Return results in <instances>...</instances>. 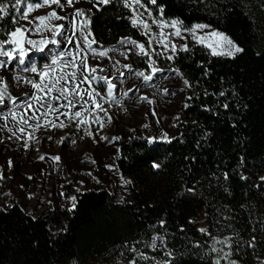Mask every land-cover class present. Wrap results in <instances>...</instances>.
<instances>
[{
	"label": "trees",
	"instance_id": "16d2710c",
	"mask_svg": "<svg viewBox=\"0 0 264 264\" xmlns=\"http://www.w3.org/2000/svg\"><path fill=\"white\" fill-rule=\"evenodd\" d=\"M158 3L166 5L167 17H179L186 25L210 23L228 31L245 52L235 59L213 57L200 46L180 52L173 66L183 70L199 94L180 113L178 135L183 134L184 143L177 139L154 153H146V145L137 139L120 147L121 158L115 164L134 182L128 186L131 205H118L113 196L101 190L81 196L76 212H62L60 217L49 212L37 214L33 221L18 205L0 212V264H70L73 259L78 264H117V260L124 264L119 253L114 254L115 249L125 242L149 240L157 231L166 235L170 247L182 253L177 264H210L209 237L200 233V228L219 236L238 234L236 243L241 245L254 235L255 253L241 247L233 259L239 264H257V254L264 259V186L259 190L250 187L264 175V10L259 8L264 0H243L247 8L239 6L240 0H223L226 9L237 5L227 13V20L223 13L213 15L215 8L206 10L205 4L196 5L192 0ZM117 16L127 14L115 2L94 14L91 27L99 42L114 44L122 35L143 41L127 19L117 20ZM257 52L261 54L257 56ZM205 68L210 69L207 76ZM205 90L225 91V96L205 97ZM190 94L187 89L186 95ZM225 102L227 110L220 107ZM202 104L213 105L219 114L203 111ZM204 130L213 134L197 147ZM149 154L156 156L157 162L164 161L161 170L152 169ZM241 155L246 158L244 169L238 167ZM223 171L229 172L228 181L223 180ZM241 171L249 176L248 181L239 179ZM214 172L221 176L219 182L212 176ZM185 182L186 186L195 184L197 194L178 198L176 193ZM225 187L230 193L224 192ZM61 217L67 231L53 236L50 227L59 225ZM161 219L166 221L164 228H150ZM197 241L202 247L194 250L192 245ZM141 248L144 250L143 245ZM147 251L162 258L159 250Z\"/></svg>",
	"mask_w": 264,
	"mask_h": 264
},
{
	"label": "snow or ice",
	"instance_id": "6c2138e0",
	"mask_svg": "<svg viewBox=\"0 0 264 264\" xmlns=\"http://www.w3.org/2000/svg\"><path fill=\"white\" fill-rule=\"evenodd\" d=\"M115 4L126 9L130 15L116 19H127L132 28L137 29L144 41L134 39L132 36H120L111 45H104L99 42L92 30V20L95 13H99L106 6ZM82 0H0V133H4L3 139L15 141L20 146L28 150L33 145L41 143L40 136L46 135L51 141L53 136L49 134L56 129H67L65 135L57 141L58 145L64 144L71 136V144L75 146L78 140L91 138L94 143L106 141L113 144L124 139L120 135H112L111 139L101 133L106 125L114 124V114L112 109L118 108L122 112H128L132 106L147 104L151 115L155 117L156 129L143 136H136L135 139L142 141L146 145V153H154L161 145H170L179 139L184 143L183 134H170L161 123L166 117L160 116L156 110L158 92L165 96H176L177 93L170 87L155 85L156 78L162 73H171L177 78L182 87L191 90L190 95L182 97V107H190L188 101L198 99L199 94L195 91L192 81L185 75L179 67L173 66L180 52L188 53L190 47L188 40L191 39L196 44L207 48L213 57H226L235 59L239 54L245 52L243 45L228 31L214 27L210 23L194 22L190 26L186 25L179 17H167L165 14L166 5L158 3V0H86L90 7L78 6ZM193 4H205V9L215 8L213 15L224 14L227 20V13L237 5L233 4L225 8L223 0H192ZM152 6V7H150ZM240 7L247 8L248 5L240 0ZM259 8L264 10V3L259 4ZM46 9L43 14L33 15L38 10ZM155 11V14H154ZM245 15H248L246 12ZM254 24L256 21L249 17ZM8 21V23H5ZM47 52V56L44 54ZM39 53L40 60L33 57ZM261 53L257 52L259 56ZM133 57L140 60V65L135 64ZM163 58L168 62V67L160 65L159 60ZM142 65V66H141ZM210 69H204L207 76ZM131 78H135L133 82ZM163 79L170 80L164 76ZM127 81V83H126ZM173 86L177 85L172 80ZM198 83V82H197ZM147 84L148 89L142 86ZM132 94V95H130ZM138 94V95H135ZM205 97L212 95L224 97L225 91L218 93L203 92ZM236 95L235 91L232 93ZM227 110V102L220 105ZM245 108L247 105L244 106ZM201 108L212 115H218L213 105L202 104ZM148 113H145L147 115ZM173 123L169 126L175 129L179 126L181 117L177 112L172 118ZM197 121H193L196 124ZM235 127V124L232 125ZM142 129H150L149 123H143ZM135 132V129H129ZM82 133L81 135H78ZM213 133L204 130L203 136L197 141V147L201 140L210 137ZM97 136L99 140H97ZM170 155V154H169ZM52 161L53 171L60 170L62 163L60 154L44 153L38 159ZM121 158V148L117 147L112 163H105L104 168L109 171L115 170L118 176V183L121 195L116 203L118 205H131L133 201L127 199L128 186L134 182L125 178L115 164L116 159ZM152 161L153 170H161L164 161L157 162V157L149 154ZM85 160H91L87 153ZM189 159V157H185ZM191 159H195L192 157ZM246 158L241 155L238 167L245 168ZM13 166L11 158L8 159V168ZM191 172V169H188ZM96 185L103 182L91 171L86 173ZM212 176L219 182L221 176L224 181L230 179V174L223 171L221 176L212 173ZM6 178L4 172H0V181ZM31 180L32 177L28 176ZM241 181H248L249 176L244 171L239 173ZM259 182L250 187L260 189L264 186V175L259 176ZM65 183L73 185V194L67 195L60 192L64 203L62 208L68 213H75L78 209L80 197L92 191L88 188L84 180H65ZM196 183H199L197 181ZM21 188L24 185H20ZM63 187V184L61 185ZM225 193H230L228 187L224 188ZM114 195V191L108 193ZM196 185L186 186L182 183L176 196L183 198L186 195L195 196ZM3 196H11V191L2 193ZM50 195V193H49ZM247 195V193H245ZM36 196L39 203H45L36 193H27V199ZM47 204L52 205V200H47ZM13 203L5 200L0 203V212H7L13 207ZM243 208L244 205H241ZM24 211L23 208H21ZM27 216L36 221L38 217L32 210L27 211ZM225 220L228 217H224ZM194 223V221H189ZM219 223V221H217ZM166 221L161 219L157 224L150 225V228H164ZM67 226L59 229L58 232H66ZM183 231V229H181ZM200 233L209 237L207 243V255L210 264H239L233 259L238 255L241 247L256 251L257 242L253 235L249 241L243 245L236 243V236L213 235L208 228L198 229ZM58 233H52L53 236ZM143 245L144 250H142ZM193 249L202 247L199 241L192 245ZM148 249L159 250L162 258L150 256ZM123 259L124 264H177L182 253L174 247H170L166 235H161L158 231L151 235L149 240H135L131 243L125 242L115 249V253ZM247 254V253H246ZM257 264H264V259L256 255ZM70 264H78L73 259ZM117 264H121L117 260Z\"/></svg>",
	"mask_w": 264,
	"mask_h": 264
},
{
	"label": "rangeland",
	"instance_id": "374dc122",
	"mask_svg": "<svg viewBox=\"0 0 264 264\" xmlns=\"http://www.w3.org/2000/svg\"><path fill=\"white\" fill-rule=\"evenodd\" d=\"M78 6L85 8L90 7V5L86 3V0H82V3ZM123 10L126 12L127 16L130 15L126 9L123 8ZM45 11L46 9H41L33 13V15H40ZM134 30L144 41L145 38L140 35V32L137 29ZM188 44L189 47L200 46L210 54L207 48L196 44L191 39L188 40ZM44 55L47 56V52ZM33 59L39 61L40 54L37 53ZM133 61L135 64L140 65V60L138 58L133 57ZM159 63L165 68L168 67V62L164 61L163 58H160ZM164 76L169 77L170 80L163 79L162 77ZM131 79L133 82H136L135 78ZM172 80L177 82L176 86H173L171 83ZM155 85L170 87L172 91L177 93L176 96H165L159 92L158 88L155 89L158 92V102L155 105L156 110L160 116L167 118L162 120L161 123L170 134L178 135V127L172 129L169 126L173 123L171 118L177 112L181 113L183 109L182 97L186 96L187 89H185L184 92H180L179 88L182 87V84H180L178 79L173 77L171 73L160 74L155 80ZM148 87L149 86L145 84L142 86V90L148 89ZM151 107L152 106L147 104L142 106L135 105L132 106L131 110L128 112H122L118 108L112 109L114 114V124L106 125L101 134L109 136L110 139L112 135H120L124 138L113 144H109L106 141L94 143L91 138H85L83 140H78L77 144L73 146L71 144V139H77V136L74 135L64 144L58 145L57 141H59L68 130L56 129L49 133L53 136L51 141L47 140L46 135L40 136L41 143L38 146L39 151H37V146L35 145L30 149L25 150L19 143L3 139L5 134L0 133V172H4L6 177H11L0 181V203L8 200L12 202L13 205H18L20 208H23L26 213L27 211L32 210L36 215L54 212L59 216L62 212L68 213L66 209L61 207L64 200L59 193L63 191L67 195L73 194V185L65 183V180L76 181L81 179L86 182L88 188L92 189L93 192L104 190L109 193L114 191L115 194L111 196L114 197L115 201L118 200L122 194L118 183V176L116 175L115 170L109 171L104 168V164L113 162L117 147L120 148L126 142L135 139L136 136L146 135L148 132L156 129V118L151 115ZM145 113L148 114L145 115ZM143 123H149L151 126L150 129H142L140 126ZM129 129H135L136 131L130 132ZM81 134L82 133H79L78 135ZM96 139L99 140V137L97 136ZM44 153L53 155L60 154L62 156V163L59 166L60 170L53 171L51 168L53 162L47 158L44 161L38 159V156ZM85 153H87L92 159H95L97 163L93 164L91 163V160H85ZM9 158L13 161V166L11 168H8ZM88 171H91L103 183L101 185H96L95 182L86 175ZM28 176H31L32 179L29 180ZM62 184L63 187H61ZM20 185H24V187L21 188ZM8 191H11V196L5 197L2 195V193ZM29 192L36 193L38 197L45 200V203H39L36 196H34L33 199H27V193ZM49 199L52 200V205L47 204L46 201ZM127 199L130 200L129 190L127 192ZM65 226L66 221L61 217L59 225H52L50 231L51 233L56 232L58 233L57 235H59L63 232H58V230Z\"/></svg>",
	"mask_w": 264,
	"mask_h": 264
}]
</instances>
